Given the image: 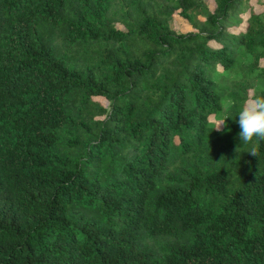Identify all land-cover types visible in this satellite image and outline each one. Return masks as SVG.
Here are the masks:
<instances>
[{
	"label": "trees",
	"instance_id": "16d2710c",
	"mask_svg": "<svg viewBox=\"0 0 264 264\" xmlns=\"http://www.w3.org/2000/svg\"><path fill=\"white\" fill-rule=\"evenodd\" d=\"M253 91L264 0H0V264H264Z\"/></svg>",
	"mask_w": 264,
	"mask_h": 264
},
{
	"label": "clouds",
	"instance_id": "9594fccd",
	"mask_svg": "<svg viewBox=\"0 0 264 264\" xmlns=\"http://www.w3.org/2000/svg\"><path fill=\"white\" fill-rule=\"evenodd\" d=\"M228 117L232 116L225 114L211 120L209 123L212 126V130L215 129L218 132L230 131L227 127ZM238 117L239 139L244 144H253L249 153L257 156L256 146L264 141V94L258 95L253 91L242 104Z\"/></svg>",
	"mask_w": 264,
	"mask_h": 264
},
{
	"label": "rangeland",
	"instance_id": "374dc122",
	"mask_svg": "<svg viewBox=\"0 0 264 264\" xmlns=\"http://www.w3.org/2000/svg\"><path fill=\"white\" fill-rule=\"evenodd\" d=\"M258 7H260L259 5H258ZM177 22V21H176Z\"/></svg>",
	"mask_w": 264,
	"mask_h": 264
}]
</instances>
